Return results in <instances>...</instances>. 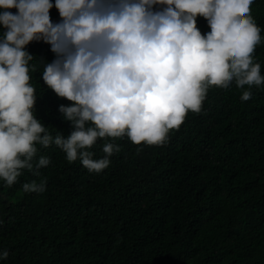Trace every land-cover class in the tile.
I'll return each mask as SVG.
<instances>
[{
  "label": "trees",
  "instance_id": "trees-1",
  "mask_svg": "<svg viewBox=\"0 0 264 264\" xmlns=\"http://www.w3.org/2000/svg\"><path fill=\"white\" fill-rule=\"evenodd\" d=\"M251 15L261 26L253 55L264 75V0H253ZM197 26L209 28L199 16ZM25 47L53 59L43 42ZM30 83L44 89L37 118L67 135L57 108L72 102L38 72ZM250 90L242 101L234 82L210 86L201 111L189 112L166 143L117 138L121 151L98 174L55 146L41 149L51 157L40 170L44 192L23 191L39 179L27 169L12 186L0 181V248L9 251L0 264H264V83ZM104 139L93 146L97 156Z\"/></svg>",
  "mask_w": 264,
  "mask_h": 264
},
{
  "label": "clouds",
  "instance_id": "clouds-1",
  "mask_svg": "<svg viewBox=\"0 0 264 264\" xmlns=\"http://www.w3.org/2000/svg\"><path fill=\"white\" fill-rule=\"evenodd\" d=\"M253 0H0V181L12 186L27 169L24 192L46 190L41 169L55 146L89 172L108 168L127 137L163 145L189 112L201 111L210 86L243 89L264 83L253 53L261 26ZM15 8V13L9 9ZM59 19L50 18V9ZM209 28L202 34L197 17ZM49 45L53 59L30 53V42ZM31 72V75H30ZM48 89L71 104L57 111L67 135L37 118L35 104ZM249 86L245 88L244 86ZM98 138L105 154L92 150ZM9 256L0 248V261Z\"/></svg>",
  "mask_w": 264,
  "mask_h": 264
},
{
  "label": "rangeland",
  "instance_id": "rangeland-1",
  "mask_svg": "<svg viewBox=\"0 0 264 264\" xmlns=\"http://www.w3.org/2000/svg\"><path fill=\"white\" fill-rule=\"evenodd\" d=\"M238 242H239V241H237V245H238Z\"/></svg>",
  "mask_w": 264,
  "mask_h": 264
}]
</instances>
